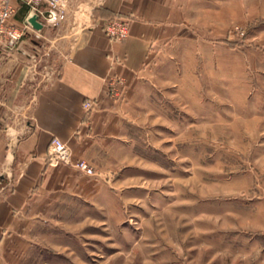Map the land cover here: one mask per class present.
I'll return each mask as SVG.
<instances>
[{
	"label": "rangeland",
	"instance_id": "374dc122",
	"mask_svg": "<svg viewBox=\"0 0 264 264\" xmlns=\"http://www.w3.org/2000/svg\"><path fill=\"white\" fill-rule=\"evenodd\" d=\"M193 5L183 39L108 95L125 165L94 167L98 201H66L6 264H264V0Z\"/></svg>",
	"mask_w": 264,
	"mask_h": 264
},
{
	"label": "crops",
	"instance_id": "0c3cea01",
	"mask_svg": "<svg viewBox=\"0 0 264 264\" xmlns=\"http://www.w3.org/2000/svg\"><path fill=\"white\" fill-rule=\"evenodd\" d=\"M65 2L67 16L54 27L41 14L46 0H16L13 21L35 12L43 28L30 26L15 48L0 42V264L32 245L35 227L66 201H98L105 184L73 163L125 165V105L108 96L109 80L136 83L195 20L194 0ZM112 17L129 21L128 38L113 41L98 24ZM54 137L70 147L67 161L53 160Z\"/></svg>",
	"mask_w": 264,
	"mask_h": 264
},
{
	"label": "built area",
	"instance_id": "2783aa9c",
	"mask_svg": "<svg viewBox=\"0 0 264 264\" xmlns=\"http://www.w3.org/2000/svg\"><path fill=\"white\" fill-rule=\"evenodd\" d=\"M16 0H0V42L5 43L11 48H15L19 41L26 35L30 27L27 20L22 25H17L13 21L15 13L14 2ZM49 8L45 12H41L45 21L51 26H58L67 16L65 9V0H46ZM36 8L34 7V11ZM101 28L113 41H122L130 35V23L127 19L121 17H112L102 21ZM116 83V84H115ZM125 85V79L119 75H115L109 80L108 95L112 97H120L122 95V87ZM94 102L87 101L85 107L92 108ZM51 156L53 160L67 161L70 155V147L58 137H54L51 143ZM73 165L81 172L87 175H95L96 170L85 159H80Z\"/></svg>",
	"mask_w": 264,
	"mask_h": 264
},
{
	"label": "water",
	"instance_id": "95a60500",
	"mask_svg": "<svg viewBox=\"0 0 264 264\" xmlns=\"http://www.w3.org/2000/svg\"><path fill=\"white\" fill-rule=\"evenodd\" d=\"M27 22L36 30H41L43 28V23L39 20V14H36L35 12L29 15Z\"/></svg>",
	"mask_w": 264,
	"mask_h": 264
}]
</instances>
